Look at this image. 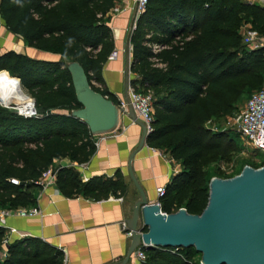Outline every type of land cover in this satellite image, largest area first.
<instances>
[{
	"label": "trees",
	"instance_id": "trees-1",
	"mask_svg": "<svg viewBox=\"0 0 264 264\" xmlns=\"http://www.w3.org/2000/svg\"><path fill=\"white\" fill-rule=\"evenodd\" d=\"M119 1L0 0V15L10 32L38 51L63 58L45 60L16 50L0 54V72L19 78L37 110L36 116L25 117L0 108V208L37 205L43 172L61 159L71 163L54 170L55 186L64 197L98 202L127 196L129 186L120 169L113 176L84 181L72 165L90 161L97 146L87 124L69 114L82 106L66 66L79 61L92 87L120 104L103 76L115 50L108 16ZM246 24L264 35L263 5L246 0H149L137 20L131 37V71L137 77L131 85L152 94L155 121L147 144L181 164L160 198L165 213L186 208L201 214L210 197L208 167L228 160L234 150L232 142L223 143V135L204 123L217 113V93L229 92L231 84L243 78L264 75V47L250 51L243 44L241 29ZM154 45L160 49L155 51ZM5 232L0 227V264H65L64 251L39 237L11 240L5 250ZM143 250L147 259L139 264H193L198 254L194 247Z\"/></svg>",
	"mask_w": 264,
	"mask_h": 264
},
{
	"label": "crops",
	"instance_id": "crops-1",
	"mask_svg": "<svg viewBox=\"0 0 264 264\" xmlns=\"http://www.w3.org/2000/svg\"><path fill=\"white\" fill-rule=\"evenodd\" d=\"M252 3V0H246ZM139 16L136 0H120L108 16L115 39L118 56L108 61L103 70L106 87L118 100H126V52L130 30L137 24ZM244 27H242L243 29ZM0 24V45L9 48L0 51L16 50L15 38L3 34ZM19 43L22 40H18ZM133 47H130V62H133ZM19 52V51H18ZM36 58L55 60L59 56L53 53L35 51ZM137 77L130 72L131 81ZM143 130L127 113L120 115V121L114 133L102 135L96 153L85 164L78 167L84 181L96 175L113 176L121 170L129 186L124 198L111 197L107 200L92 201L83 197H64L56 186L37 189V206L41 213L26 217L14 216L10 223L21 234L39 237L64 251L65 264H124L132 235L123 230L121 223L127 221L133 212L139 192L129 173L128 161L131 153L137 149ZM100 136H95V140ZM67 160H55L57 166L70 165ZM135 174L144 187L150 202L158 201L157 188L166 186L171 177L180 171V162L173 159L162 149H154L148 144L139 150L133 158ZM160 202V201H159ZM19 239L12 235V240ZM5 250L7 249L4 247ZM126 264H138L133 257Z\"/></svg>",
	"mask_w": 264,
	"mask_h": 264
},
{
	"label": "water",
	"instance_id": "water-1",
	"mask_svg": "<svg viewBox=\"0 0 264 264\" xmlns=\"http://www.w3.org/2000/svg\"><path fill=\"white\" fill-rule=\"evenodd\" d=\"M134 29L130 30L127 39L125 88L128 111L125 113L141 126L143 135L128 161V173L139 192V198L126 221L132 237L124 264L136 249L148 250L153 247H194L202 254V264H264V167L247 165L234 177H214L210 183L208 205L201 214L189 213L186 208L165 213L160 198L156 202L148 200L133 168V158L147 145L149 136L146 125L137 118L128 96ZM66 66L72 77L76 98L82 106L69 114L86 123L95 136L115 131L124 110L92 87L79 61H68Z\"/></svg>",
	"mask_w": 264,
	"mask_h": 264
},
{
	"label": "built area",
	"instance_id": "built-area-1",
	"mask_svg": "<svg viewBox=\"0 0 264 264\" xmlns=\"http://www.w3.org/2000/svg\"><path fill=\"white\" fill-rule=\"evenodd\" d=\"M148 2L149 0H136V9L139 17L146 10ZM252 3H259L264 6V0H252ZM135 27L136 25H134V28ZM243 27L244 28L241 29V33L243 44L247 49L251 48L252 50H256L264 47V35L253 29L249 24H246ZM159 49V45H154L155 51ZM117 56L118 51L115 49L109 56L108 61H113ZM93 83L96 86H99L98 83ZM128 96L137 118L146 125L147 133L150 134L154 129L153 123L155 121V109L153 106L152 94L150 92L144 93L139 91L137 87L130 84ZM119 106L124 110L123 113L128 111V102L126 100L121 101ZM19 114L24 115L25 117H32L37 115V110L33 105V110L30 112L22 113L19 110ZM232 124L241 138L245 139L247 144H250L254 149H259L264 153V86L259 90L254 91L245 103L238 109ZM102 139H104V137L100 135V138L95 140L97 147ZM262 167H264V159L259 161L257 167L255 168ZM39 183L43 186V188L53 185L55 186L56 173L52 167L43 172ZM157 193L158 198H161L165 193V186L158 187ZM40 213L41 210L37 205L27 208H19L17 210L0 208V227L4 228L6 231L3 243L4 247H6V245L12 240V235L14 234L18 235L19 238L26 237L25 234H21L16 227L11 225V217H26L28 215H37ZM121 226L123 230H129L126 221H123ZM129 233L132 235L130 230ZM132 257L139 264L146 261L147 254L143 248H138L132 254ZM64 261H66V256Z\"/></svg>",
	"mask_w": 264,
	"mask_h": 264
},
{
	"label": "rangeland",
	"instance_id": "rangeland-1",
	"mask_svg": "<svg viewBox=\"0 0 264 264\" xmlns=\"http://www.w3.org/2000/svg\"><path fill=\"white\" fill-rule=\"evenodd\" d=\"M0 24L4 28L3 34H12L15 38V48L17 51L28 54L32 57L35 56L37 49L30 47L19 36L14 35L8 30L4 20L0 15ZM4 34V35H6ZM18 40H22L21 43ZM9 48V46L0 45V51ZM253 51L251 48H248ZM257 50V49H256ZM38 51V50H37ZM53 61L63 60L61 56H57ZM264 86V75H260L256 80L243 78L240 81L234 82L229 88V92H219L217 113L212 115L204 123L205 127L214 133H220L223 135V143L232 142L234 150L231 151L228 160H223L217 163H213L208 167L209 175L213 179L214 177L231 178L241 173L247 165H257L259 161L264 159V153L259 149H254L250 144H247L245 139L241 138L238 132L235 130L233 119L238 109L245 103L249 94ZM24 92L28 95L29 100L33 103L34 98L31 94L23 88ZM139 91H141L138 88ZM15 106V107H14ZM0 108H8L15 110L19 113L20 107L18 105H5L0 103ZM24 112V111H23ZM111 133H114L111 132ZM197 251V250H196ZM197 255L192 260L193 264H201L202 254L197 251Z\"/></svg>",
	"mask_w": 264,
	"mask_h": 264
},
{
	"label": "bare ground",
	"instance_id": "bare-ground-1",
	"mask_svg": "<svg viewBox=\"0 0 264 264\" xmlns=\"http://www.w3.org/2000/svg\"><path fill=\"white\" fill-rule=\"evenodd\" d=\"M0 103L18 105L22 113L33 110L34 104L24 92L19 78L11 77L4 71L0 72Z\"/></svg>",
	"mask_w": 264,
	"mask_h": 264
}]
</instances>
